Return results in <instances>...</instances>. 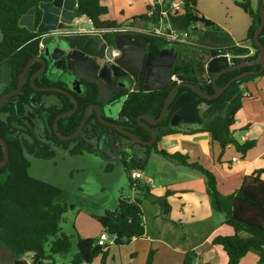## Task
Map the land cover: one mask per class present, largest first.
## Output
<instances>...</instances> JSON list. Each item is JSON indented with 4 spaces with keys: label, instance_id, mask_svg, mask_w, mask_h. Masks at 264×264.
I'll list each match as a JSON object with an SVG mask.
<instances>
[{
    "label": "trees",
    "instance_id": "1",
    "mask_svg": "<svg viewBox=\"0 0 264 264\" xmlns=\"http://www.w3.org/2000/svg\"><path fill=\"white\" fill-rule=\"evenodd\" d=\"M42 1L44 0H0V28L3 38L0 42V57L4 59L6 56H11L13 59L9 62L11 66L12 64H19L17 59L30 57L38 51V41L32 40L33 34L25 35L22 32L19 20L30 9L37 8ZM263 1L259 0L257 9L252 7L250 0L237 2V5L244 9L250 17L251 25L248 30L247 41L251 44V48L256 50L255 55H250L251 49L248 47L230 43V38L219 32L218 25L200 13L198 9L199 0H183V8L177 16L173 17V22L182 27L202 24L204 33L198 37V41L222 45L221 50H218L219 48H202V50L207 51L209 56L211 54L217 56L221 53H229L233 56V64H239L249 56L251 61H255L258 59L259 50L253 42V36L261 24L260 7ZM153 8L154 0H151L148 10ZM108 11V7L102 5L99 0H78L79 16H86L95 26L103 30H115L113 33L107 32L104 35L110 45L114 46L115 35L124 25H120L116 21L102 20ZM137 21L148 22L147 14L135 17L131 25ZM29 36L31 38H27ZM148 38L161 43L153 37ZM260 40L264 43V30L260 35ZM178 62L187 65L185 59H180ZM206 63L207 61L203 62L198 65L196 70L191 69V71L176 65L173 76L182 82L193 83L206 94L212 95L215 93V87L212 83L213 75L206 72ZM259 70L260 65H254L227 72L216 79V85L218 88L223 87L231 79L244 72ZM263 76L264 71L241 78L214 100L208 101L196 96L198 105H207V109L202 115V125L188 130L170 129L162 132L157 143L152 146L134 144L145 148V150L134 151L131 155L128 152L121 154L124 171L128 176L130 187L135 191L137 197L130 199L121 196L114 211L109 210L97 218L103 231L115 238L114 246L128 245L134 238H142L145 235L144 213L142 211L144 201L158 205L164 214V220L172 221L178 227L183 228L180 221H174L171 218L169 198L174 194L172 191H166L164 195L158 196L153 192L151 185L132 178L133 172H144L150 156L154 152L204 176L212 208L224 216L225 224L234 229V235L217 236L212 242L213 245L223 248L228 258V264H240L241 260L250 252L259 256L258 264H264V167L256 169L253 174L246 176L242 186L235 193L225 196L219 191L217 179L213 172L199 162H191L188 155L180 152L169 153L158 147L163 137L168 135L209 133L212 140L221 147L219 160L224 156L228 146H234L243 158L249 150L256 146V141L240 143L235 138L236 131L233 130V126L236 123V115L243 106V99L246 94L244 86ZM29 87L30 85L25 90L26 94L29 93ZM171 88L172 86H168L159 91L132 93L119 114L120 124L129 128L140 139L149 140L151 134L139 126L138 118L142 115L159 118ZM185 90L187 89L183 88L181 92ZM97 92V88L91 86L88 95L80 98V101L83 102L82 111L90 104H97ZM10 112V123L17 121L16 109L13 108ZM59 113L60 111L51 109L47 115L46 135H48V142L39 140L37 145L25 144L21 146L17 138L3 135L9 146L10 157L6 169L0 170V173H7L6 178L0 180V241L15 257L13 264H58L55 259L56 256L66 257L68 255H71L68 264H92L97 258H102L101 264H105L109 255L111 245H99L98 238L80 235L75 237L62 232L60 224L64 221L65 214L70 209H74V205L57 204L56 199L61 195V190L49 183L33 178L29 174L31 163L26 158L24 150H28L30 153L35 152L36 156L40 158H53L57 148L69 151L71 155H81L85 151V146L82 143L79 142L72 147V142H61L55 135L52 139L55 140L53 142L56 146L52 145L53 142L50 141L47 129L53 130ZM82 118L83 114L78 117H68L69 122L67 124L60 120L58 129L62 131L69 127L68 133H72L77 129ZM91 121H96L101 128L99 139L109 133L110 128L101 124L94 112L90 115ZM115 133L126 138L116 131ZM2 157L3 148L0 146V161ZM74 242H76L77 252L72 254ZM154 255L155 252L150 251L145 264H153ZM27 258H31L32 262L29 263ZM197 259V253L190 251L184 255L182 264H197Z\"/></svg>",
    "mask_w": 264,
    "mask_h": 264
},
{
    "label": "crops",
    "instance_id": "2",
    "mask_svg": "<svg viewBox=\"0 0 264 264\" xmlns=\"http://www.w3.org/2000/svg\"><path fill=\"white\" fill-rule=\"evenodd\" d=\"M99 1L102 5L108 7L109 10L108 14L102 18L108 21H116L120 25H126L129 21L127 24L129 26L135 17L148 13V5L151 2V0ZM204 17L209 19L205 14ZM211 21L218 25L220 33L230 38V43L252 49L251 44L247 41L248 30L251 25L250 17L244 33H239L231 25L229 33H226L218 24L219 22H215L214 20ZM136 24L142 26H136ZM131 26L146 27V21H137ZM193 43L197 44L198 39H195ZM221 47L222 45L220 44L207 46L208 49H218ZM175 49L179 57L178 59L187 60V65L177 62V65L185 70H196L198 65L206 61L209 62L212 59V54L209 56L207 51L202 49H198L197 51L192 45H178ZM185 52H188L187 56L183 54ZM189 61L191 62L188 63ZM244 88L246 94L243 99V106L236 115V123L233 126V130L236 131L235 138L240 143L255 140L256 146L249 150L243 158H241L242 155L237 152L234 146H228L224 156L219 160L221 147L212 140L209 133H179L168 135L163 137L158 146L159 149H163L169 153L180 152L184 155H188L191 162H199L205 168L213 172L217 179L218 189L225 196L235 193L242 186L246 176L253 174L256 169L264 167V76L247 83ZM200 108L201 112L204 113L207 109V105L202 104ZM197 127L198 125L188 124L183 125L181 129L188 130ZM238 136H240V138H238ZM152 154L160 156L156 153ZM162 158L167 164L173 166L174 171L177 169L180 173V168H183L185 171L182 170L181 175H176L175 182L170 183L168 186H162V191H157V188L152 186L153 192L158 196H162L166 191H172L174 194L169 198V201L176 197L181 198L175 200V202L178 201L180 203L182 211H193L195 215L188 216V219L185 221V226L183 225V228H180L172 221L161 219V209L158 205H154L149 201H144L142 204V211L145 218V235L142 238H134L128 245H124L131 248L129 253L130 263L138 264L139 261V264H145L150 251H154L153 264H156V255L160 253L162 246H165L167 249L171 250L172 254L176 257L175 263L170 264H182L184 255L190 251H195L197 253V264H228V258L223 248L213 245L212 242L217 236L234 235V229L225 224L223 215H216L217 212L212 208L210 197L207 192L206 180L203 175H198L199 172L197 173V171L191 170L164 157ZM162 176L163 175H158L159 178ZM151 179L147 178L143 172L142 181L144 180V182L150 185ZM171 218L183 224L182 217L174 216L173 212ZM179 228L183 230L184 228L188 229L190 236H195V234H197V236L200 237L204 232L205 235L200 237L198 241H188L189 238L186 239L188 233H186L183 238V233ZM199 231L203 233H197ZM169 234H171L172 237H170ZM155 245L157 246L154 249ZM94 261L92 264L102 263V260L98 263ZM258 261L259 256L250 252L241 260L240 264H258Z\"/></svg>",
    "mask_w": 264,
    "mask_h": 264
},
{
    "label": "flooded vegetation",
    "instance_id": "3",
    "mask_svg": "<svg viewBox=\"0 0 264 264\" xmlns=\"http://www.w3.org/2000/svg\"><path fill=\"white\" fill-rule=\"evenodd\" d=\"M52 1L53 0H44L39 4L37 8L36 7L32 8L35 11L34 20H33V27H34L33 31L25 26L20 25V20H19V25L22 27V32L25 35H27L28 33L33 34L34 37L32 40L38 41L39 46H38L37 53L27 58L17 59L19 60V64H16V65L12 64V66L9 64V62L13 60L11 56L4 57L6 61H4V59L0 57V66L4 64H8L11 70L10 82L6 85L5 89H3L0 93V128H1L0 137L4 139L6 143L7 141L5 137H3L4 134L9 135L13 138H17V141H19L21 146L22 145L24 146L25 144L34 146V145H37L36 143L39 140L42 142H48L47 141L48 135H46V126H47L46 118H47V115L49 114V110L54 109V111L58 110L60 111V113L55 120L53 130H51L50 128L47 129V131L49 132L50 141L51 140L52 142L55 141L54 139H52L53 135H55L61 142H72L71 144L72 147L79 142L84 145L85 137H96L97 139H99V132L101 130L100 126L96 123V121L90 122V115L93 112L97 116L96 111L93 109L90 110L87 123L84 129L82 130V132L79 134V136L73 139H67L65 137L72 136L78 130V128L80 127V125L82 124L84 120L86 109L93 105H96L97 107H99L102 113V117L104 119L108 121H112L118 124L119 126L123 127L124 129H127L130 132H132L129 128L124 127L120 124L119 114L124 104L129 99L132 93L140 92V91L146 92L144 90V87L150 86L154 82L153 77L146 76L144 80L138 81V80L132 79L128 75L127 76L123 75L124 77H119L118 79L112 78V80L117 81V83L120 86L121 85L125 86V90L120 89L119 91H116L115 87H113V84L104 83V86L102 87L100 84V80L102 79L99 77L98 74L96 75L95 73H93V68L91 69L88 68V65L91 63L94 66L95 65L96 66L106 65L110 67L111 66L110 60H108L107 58L102 59V60L98 58L89 59L86 55H83L81 53H75L72 55V53H69L66 50L58 48L59 45L62 44V42L64 41L63 38L65 37L67 33L78 31L77 26L65 25V27L60 30L58 29L50 30L46 33L38 32V28L41 24L42 15H43V11L40 8V5L42 3H51ZM76 7L78 8V0H77ZM50 14L58 18V22L57 24H55V26L59 27L61 23L60 13L50 11ZM79 17L81 19V22H79L80 24L88 21L86 16H79ZM124 26L122 28L123 32L121 31V29H119V32L118 34L115 35V37L120 34H136V35L141 34V33H137V32L129 30V27H131V25L129 26L126 24ZM92 28L93 29H90L87 32L92 31L95 35L99 34L102 36V38L105 41L107 40L105 39L104 35L107 32L113 33L115 31V30H103L102 28L95 26L93 23H92ZM148 37L150 36H145L146 42L138 38H134L136 45L141 46L144 43L146 44L147 53L158 55L162 49L170 48V46L162 42L159 43L156 40L150 39ZM27 38H31V36ZM107 43L110 45L108 41ZM113 50H114L113 55L116 56L118 52H116L115 49ZM255 53H256V50H255ZM255 53L252 55H255ZM178 58H177L175 67L177 65V62L180 60ZM89 69L92 71H90ZM117 72L123 74V71L117 70ZM57 73H60V74L67 73L69 74L70 79L62 80L57 75ZM126 81H128L129 84H126ZM180 82L182 81L179 80V82H175V84L180 83ZM110 83H112V81ZM28 85H30L28 89L29 93L26 94L25 90L28 87ZM19 86H20V89H19ZM91 86H95L98 90L97 100H96L97 104H90L86 106L84 111H82L83 102L80 101V98L88 95L89 88ZM136 86L139 89L137 91L134 90ZM168 86H172V88L175 86L172 79L170 80V83L168 84ZM77 90H80V92ZM188 90L189 89L185 91H188ZM127 91H129V94L125 95ZM156 91H159V90H156ZM183 92H181V89H180L177 92V94H180ZM118 94L120 96H117ZM118 101L122 102L121 108L117 112H115L113 110V107H114V104H117ZM201 105L202 104H200L199 106ZM13 108L16 109L18 120L10 123L9 121V117L11 116L10 110H12ZM109 111H111V113H109ZM67 113H71V114H67ZM81 114H83V118L79 126L77 127V129L73 131L72 133H68L69 127L65 128L62 131L58 129V123L60 120H63V123L67 124L69 122L68 117H72V116L78 117ZM31 116L34 117L36 121L32 120ZM60 116L62 117L59 118ZM153 119H157V118H153ZM98 120L101 124H103L99 118ZM141 120L144 121V122L141 121V124H147V122L144 119H141ZM138 124L140 127H142L139 122ZM183 125L185 124L181 123L176 128L181 129ZM108 127L110 128L109 133H107L106 136H104L102 139H99V140L100 141L103 139L106 140L113 133L117 137L123 139L124 141L128 143V146L130 147V152L128 153L130 155L133 154L134 151L132 149L135 147L134 145L135 143H131L132 140L124 136L121 133L120 134L126 138L118 136L115 133L116 131L115 129L111 128L110 126ZM153 128L156 129V131L158 132V137H159V135L163 132V129H165V123L161 122L160 124L153 126ZM171 129H174V128H171ZM149 140H151V138ZM149 140H144V141H149ZM52 145L56 146L54 142ZM0 146H2L3 148V157L0 161V165H1L4 159V147L1 142H0ZM58 149H62V148H57V150ZM8 150H9V146H8ZM24 154L25 156L28 154L36 158H40L36 156L35 152L30 153V151L28 150H24ZM9 157H10V154H9ZM55 157H56V154L53 158ZM42 159H52V158H42ZM7 165L4 168H1L0 170H5ZM6 175H7L6 172H1L0 180L5 179Z\"/></svg>",
    "mask_w": 264,
    "mask_h": 264
},
{
    "label": "rangeland",
    "instance_id": "4",
    "mask_svg": "<svg viewBox=\"0 0 264 264\" xmlns=\"http://www.w3.org/2000/svg\"><path fill=\"white\" fill-rule=\"evenodd\" d=\"M240 1L242 0H199L198 9L201 14L207 15L209 19L219 22L218 24L226 33H229L230 25L239 33H244L246 24L249 22V17L244 9L237 5V2ZM250 1L252 7L257 9L259 0ZM102 20L108 21L104 18ZM136 26L142 25L136 24ZM146 26L152 29V25L148 22H146ZM192 39L195 40L198 38L192 35ZM211 45L209 42L204 43L198 41L196 45L192 46L198 51V49L207 48V46ZM168 46L178 47L177 45ZM187 53L185 52L183 54L187 56ZM57 75L62 80L70 79L67 73H57ZM77 91L80 92V90ZM121 103L118 101L117 104H114L113 110L115 112L121 108ZM31 119L36 121L32 116ZM84 146L85 151L81 155H71L67 151L58 149L56 157L52 159L36 158L28 154L26 156L31 163L29 169L30 176L49 183L61 190L62 193L56 199V203L74 205V209H70L65 214L64 221L60 224L62 232L75 237L80 235L83 237L99 238L105 231L101 229L97 218L109 210L114 211L121 196L130 199L137 197L135 191L130 187L128 176L124 171L121 161V153L124 151L130 152V147L126 141L113 133L106 140L103 139L101 141L96 137H85ZM132 150L140 152L145 150V148L135 146ZM180 169L182 172L183 168ZM181 172L179 173L177 169L174 171L173 166L167 164L161 156L152 154L145 167L144 175L147 178H152L151 186L157 188V191H162L161 187L175 182L176 175H181ZM158 175L163 176L159 178ZM198 175L202 174L198 173ZM179 199L181 198L176 197L170 199L171 215L173 212L174 216H181L183 225L185 226V221L188 219V216H194L195 213L193 211H182L180 203L178 201L175 202V200ZM216 215L219 216L222 214L216 213ZM163 218L164 214L161 211V219ZM185 228L184 230L179 229L183 233V238L188 233L186 238H189L188 241H198L200 237L205 235L204 232L200 237L197 234L190 236L189 230ZM197 233L203 232L199 231ZM169 236L172 237L171 234ZM156 246H154V249ZM130 250L131 248L129 246L115 247L111 245L109 256L105 260L106 264H131ZM76 252V242H74L72 254ZM14 258L0 241V264H13ZM55 259L58 264H68L71 255L66 257L56 256ZM101 260L102 258H98L94 262L98 263ZM175 261V255L165 246H162L160 253L156 255V264H170L175 263Z\"/></svg>",
    "mask_w": 264,
    "mask_h": 264
},
{
    "label": "water",
    "instance_id": "5",
    "mask_svg": "<svg viewBox=\"0 0 264 264\" xmlns=\"http://www.w3.org/2000/svg\"><path fill=\"white\" fill-rule=\"evenodd\" d=\"M76 5L77 0H53L51 3H42L40 5V8L43 11V15L41 24L38 28V32L46 33L50 30H60L64 28L65 25L77 26L78 31L67 33L63 38L64 41L59 45L58 48L66 50L67 52L72 53V55L75 53H81L83 55H86L89 59L98 58L102 60L107 58L108 60H110V67L106 65L94 66L91 63L88 65V68H93V73H95L96 75L98 74L102 79L100 80L101 86L104 85V81H106L105 84H113V87H115L116 91H119L120 89L125 90V86H120L117 81L112 80V78L118 79L119 77H124L123 75H128L132 79L138 81L144 80L146 76L153 77L154 82L150 86L144 87V90L146 92L164 90L168 86L170 80L173 77L175 64L178 58L175 47L162 49L158 55L147 53L145 43L141 46H138L134 41V38H138L146 42L145 36L141 34L117 35L114 40V46H110L107 41L102 38L101 35H95L92 31L87 32L88 30L93 29L92 23H90L89 21L81 24L79 23L81 22V19L78 15V8L76 7ZM50 11L60 13L61 23L59 27L55 26V24H57L58 22V18L52 16L50 14ZM260 11L261 24L253 36V42L259 50L258 59L255 61H251V58L249 56L239 64H233L230 63L228 58L225 56H213L208 64L209 73L213 75L212 83L215 87V93L212 95L206 94L200 87L192 83L180 82L175 84L165 100V104L159 118L153 119L148 115H142L138 119L140 125L152 135L151 140H141L129 130L124 129L123 127L112 121L104 119L99 107H97L96 105H93L86 109L84 120L78 130L72 136L65 138L73 139L79 136L87 123L89 112L91 109L96 111L98 118L103 124L110 126L117 132L130 138L132 140L131 143H138L144 146H152L157 142L158 132L153 128V126H156L161 122L165 123V129H163V132H166L171 128H176L181 123L185 125H202L203 113L201 112L200 106L196 102V96H200L208 101L217 99L235 81L250 74L264 71V43H262V41L260 40V35L264 30V1L261 4ZM34 12V9H31L27 15L23 16L20 19V25L25 26L33 31ZM88 19L89 18H87V20ZM1 41L2 33L0 28V42ZM113 49L118 52L116 56L113 55ZM254 65H260V70L244 72L231 79L225 86L219 88L217 87L216 79L220 75ZM117 70L123 71V74L117 72ZM10 79L11 70L8 64L0 66V93L10 82ZM111 81L112 83H110ZM126 84H129V82L126 81ZM183 88H187L189 90L177 94V92ZM134 90L137 91L139 89L136 86ZM127 94H129V91H127L125 95ZM117 96L120 95L118 94ZM109 113H111V111H109ZM62 116H60L59 118H61ZM141 119H144L147 124H141ZM0 142L4 147V159L2 164L0 165L1 169L4 168L9 161V150L7 143L1 137Z\"/></svg>",
    "mask_w": 264,
    "mask_h": 264
},
{
    "label": "built area",
    "instance_id": "6",
    "mask_svg": "<svg viewBox=\"0 0 264 264\" xmlns=\"http://www.w3.org/2000/svg\"><path fill=\"white\" fill-rule=\"evenodd\" d=\"M183 8V0H154V8L148 10V23L152 25V29L146 27H129V30L141 33L145 36H150L158 39L164 44L168 45H196L193 43L192 35L197 38L204 33V27L202 24H192L190 27H182L173 22V17L177 16ZM90 23L92 21L88 19ZM147 22V21H146ZM123 32V30L121 29ZM241 46V45H239ZM219 48L218 50H221ZM116 51V50H115ZM255 50L251 49V54H254ZM225 56L232 63L233 56L229 53L217 55L216 57ZM213 57V56H212ZM209 62L205 64V70L209 73ZM172 81L179 82L178 78L174 76ZM132 178L137 180L143 179V172L135 171L132 173ZM115 241L114 237H111L108 233L103 232L98 238V244L101 246L113 245ZM29 263L32 262L31 258H27Z\"/></svg>",
    "mask_w": 264,
    "mask_h": 264
}]
</instances>
